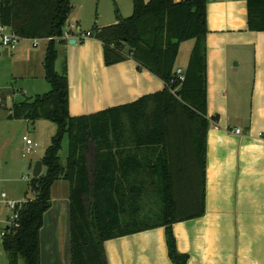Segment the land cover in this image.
Masks as SVG:
<instances>
[{"label":"trees","instance_id":"trees-1","mask_svg":"<svg viewBox=\"0 0 264 264\" xmlns=\"http://www.w3.org/2000/svg\"><path fill=\"white\" fill-rule=\"evenodd\" d=\"M250 32H264V0H245ZM132 14L93 28L110 67L127 60L163 82L161 92L98 113L72 117L64 63L56 71V45L68 21L70 0H0V24L19 38L46 40L42 69L50 90L15 102L8 120H39L56 130L41 159L45 172L33 178L34 198L20 203L17 227H4L6 264H40L39 232L50 208L52 185L68 184L70 264H107L106 241L163 228L172 264H187L176 249L172 226L204 214L207 0H131ZM193 42L184 81L170 85L182 43ZM175 89V92H173ZM67 138V156L59 152ZM200 181L187 202L178 184L186 167Z\"/></svg>","mask_w":264,"mask_h":264},{"label":"crops","instance_id":"crops-1","mask_svg":"<svg viewBox=\"0 0 264 264\" xmlns=\"http://www.w3.org/2000/svg\"><path fill=\"white\" fill-rule=\"evenodd\" d=\"M123 2L125 8L121 11L117 5L112 22L106 18L97 27L115 23L116 17L128 18L132 3ZM206 24L209 126L205 142L204 214L172 226L176 249L188 257L187 264H264V32L248 30L245 0H207ZM64 30L69 39H62L56 51L57 61L61 57L66 62L70 116L127 105L163 90L162 81L148 71L138 70L131 60L106 67L102 44L94 38L81 40L75 33L81 32L75 19L69 17ZM87 32L91 30L81 33ZM71 41L74 43L70 44ZM14 53L20 57L23 52L17 49ZM185 56L184 68L189 59ZM39 66L40 72L33 69L28 76V86L19 89L24 97L32 98L50 90L44 80L42 61H38ZM27 73L30 74L28 70ZM15 93L19 94L18 90L0 91V105H5L6 110L0 115V195L4 194L7 201L22 203L28 201L22 200L26 190H17L21 182L12 173L14 167L31 168L33 160L16 163L15 149L19 146L24 153V136L33 141L34 148L44 135L50 144L56 128L43 120H8L5 101ZM60 182L65 181L52 185L50 208L43 216L39 232L40 264H70L69 190L66 187L64 192V183ZM12 186H16L18 194L13 193ZM5 226L4 218L0 219V229ZM103 248L107 264H172L163 228L109 240ZM6 263L0 259V264Z\"/></svg>","mask_w":264,"mask_h":264},{"label":"rangeland","instance_id":"rangeland-1","mask_svg":"<svg viewBox=\"0 0 264 264\" xmlns=\"http://www.w3.org/2000/svg\"><path fill=\"white\" fill-rule=\"evenodd\" d=\"M116 2V3H114ZM70 5L72 7L71 13L69 15L70 18L75 19L77 26H79L81 32H85L87 30H92L93 28H97V26H101L106 18H109L110 21L115 18L116 16V7L119 5L120 10L122 11L125 8V4L122 1H114V0H70ZM116 13V14H115ZM109 16V17H108ZM100 24V25H99ZM35 45H37V48H35ZM47 43L40 40H26L21 39L19 42V45L17 49L22 51V55L20 57L16 56L17 53L9 52L6 49L0 48V91H6L9 92L11 89L18 90L19 94H12L11 96L13 98L10 99V97L5 101L7 109L12 105L13 102L21 101L24 98H30L24 97L20 94V87L28 86V76H31V71L33 69L41 71V66L38 67V61H43L45 49H46ZM193 44L191 41L184 42L180 45L177 59L175 61V69L180 68L185 71L184 65L182 63L185 61L184 56L187 54L189 56V53L191 51ZM186 58V56H185ZM64 63L66 65L65 59L59 57L57 63H56V71L61 74L62 68L64 66ZM174 69V70H175ZM27 70L30 72L27 73ZM6 96V95H5ZM23 96V97H22ZM4 96H2V101ZM1 106V105H0ZM4 107V108H2ZM6 112L5 105H2L0 108V115H4ZM53 129L55 126L50 123L48 124ZM21 138V136H20ZM17 141V138H16ZM49 146L48 139L44 137L41 138V141L37 143L36 147L33 149V151L25 155L23 151H20V148L18 146L17 149H15V160L16 163H28L27 161L31 158L33 161H31V168L29 165H27L24 170L20 167H14L15 170L13 171V177L16 178L19 183V187L17 190H26V193L23 195L22 200H30L34 198V193L31 192L29 188V184L32 181V170L33 166L37 161H34L35 159L41 158L44 155V152L46 148ZM67 156V138L65 137L62 141L61 150L59 152V158L61 164L65 163ZM18 165V164H17ZM188 172V179L180 182L178 184V199L179 202L184 203L187 202L190 198L187 196H191L195 194V191L197 190L198 182L200 181L199 172L195 167L187 166L186 167ZM17 170V172H16ZM45 172L44 168L42 171V174ZM63 184V191H67L68 187L66 182H60ZM58 184V186L60 185ZM20 186H23L20 187ZM25 187V188H24ZM12 191L14 194H18L16 190V186ZM69 189V188H68ZM9 210H7L5 207L0 208V219L5 220V216H9ZM1 258L3 259V262H7L8 258L7 255L2 252L1 248Z\"/></svg>","mask_w":264,"mask_h":264},{"label":"built area","instance_id":"built-area-1","mask_svg":"<svg viewBox=\"0 0 264 264\" xmlns=\"http://www.w3.org/2000/svg\"><path fill=\"white\" fill-rule=\"evenodd\" d=\"M75 30V27H74ZM81 40L90 38V32L87 33H81L80 31L76 30L75 32ZM62 39H69V34L64 30ZM21 38H19L14 32H12L8 27H5L4 25L0 24V48L6 49L9 52H13L17 49L19 42ZM184 73L185 71L177 68L174 70L173 77L170 80V85H176V87H180L181 84L184 81ZM175 92V89L174 91ZM1 103V99H0ZM239 130L236 131V134H239ZM22 141L24 142L25 148H24V154L28 155L32 152L34 148L33 141L29 139L28 137L24 136L22 138ZM0 204L5 207L7 210H9V216L4 220L5 227L9 228H16L17 227V217H18V211L20 209V203L7 201L6 196L4 194L0 195ZM5 237V231L4 229H0V243Z\"/></svg>","mask_w":264,"mask_h":264},{"label":"water","instance_id":"water-1","mask_svg":"<svg viewBox=\"0 0 264 264\" xmlns=\"http://www.w3.org/2000/svg\"><path fill=\"white\" fill-rule=\"evenodd\" d=\"M74 41H71L70 44H73ZM42 169H43V164L41 161H37L32 170V177L33 178H38L42 174Z\"/></svg>","mask_w":264,"mask_h":264}]
</instances>
